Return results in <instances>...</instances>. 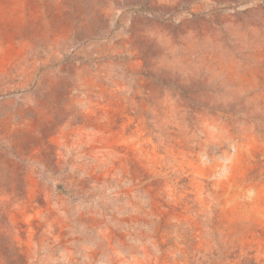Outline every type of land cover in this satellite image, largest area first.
Returning a JSON list of instances; mask_svg holds the SVG:
<instances>
[{"label":"rangeland","instance_id":"rangeland-1","mask_svg":"<svg viewBox=\"0 0 264 264\" xmlns=\"http://www.w3.org/2000/svg\"><path fill=\"white\" fill-rule=\"evenodd\" d=\"M0 264H264V0H0Z\"/></svg>","mask_w":264,"mask_h":264}]
</instances>
